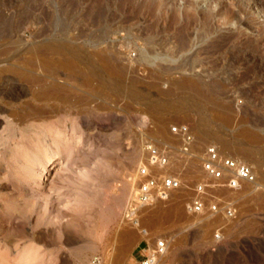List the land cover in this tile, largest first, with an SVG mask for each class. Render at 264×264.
<instances>
[{"label": "rangeland", "instance_id": "obj_1", "mask_svg": "<svg viewBox=\"0 0 264 264\" xmlns=\"http://www.w3.org/2000/svg\"><path fill=\"white\" fill-rule=\"evenodd\" d=\"M56 37L81 59L38 52ZM1 67L0 138L12 121L17 137L0 146V264H85L95 253L126 264L159 237L171 264H264V0H0ZM9 82L23 93L10 96ZM35 111L54 125L35 129ZM178 123L196 138L190 161ZM146 141L168 151L184 186L142 205L136 226L126 211ZM211 142L258 180L220 190V213L191 214L188 186Z\"/></svg>", "mask_w": 264, "mask_h": 264}, {"label": "built area", "instance_id": "obj_2", "mask_svg": "<svg viewBox=\"0 0 264 264\" xmlns=\"http://www.w3.org/2000/svg\"><path fill=\"white\" fill-rule=\"evenodd\" d=\"M172 134L178 138V149L186 161L194 159L196 155V138L186 123H178L171 127ZM147 153V161L142 162L133 174L134 188L127 204V217L133 223L138 221L139 208L151 205L157 200L169 199L175 191L183 188L181 174L171 171L172 159L167 150L146 141L143 145ZM200 169L203 177L188 186L193 192L187 204V211L191 214H218L221 207L218 192L223 189L237 190L244 185L255 182L257 173L247 161L224 151L215 142L207 143L200 152ZM229 216H234L235 207L230 204L225 209ZM146 229V228H145ZM149 235V234H148ZM217 239L220 232H215ZM169 242L166 238H155L152 242L144 239L141 248L140 264H171L166 257ZM85 264H107L103 254L91 255Z\"/></svg>", "mask_w": 264, "mask_h": 264}, {"label": "bare ground", "instance_id": "obj_3", "mask_svg": "<svg viewBox=\"0 0 264 264\" xmlns=\"http://www.w3.org/2000/svg\"><path fill=\"white\" fill-rule=\"evenodd\" d=\"M63 6V5H62ZM66 6V5H65ZM60 8H61V6H59ZM58 7V8H59ZM58 10V9H57ZM60 10H62V8L60 9ZM66 10V9H65ZM69 11V10H68ZM57 12H59V11H57ZM63 12H64V10H63ZM67 12V11H66ZM54 13V12H53ZM100 14V13H99ZM62 15V14H61ZM101 15V14H100ZM53 17H54V15H53ZM55 17H57V16H55ZM54 17V18H55ZM59 17V16H58ZM25 18H27V17H25ZM103 19V18H102ZM13 20V19H12ZM55 20V19H54ZM57 20H58V18H57ZM57 22V21H56ZM59 22V21H58ZM57 22V23H58ZM56 23V24H57ZM63 25V24H62ZM65 26V25H64ZM59 28V27H58ZM4 29V28H3ZM9 29V28H8ZM57 29V28H56ZM62 30V29H61ZM64 30V29H63ZM60 31V30H59ZM59 31H57V32H59ZM42 32V31H41ZM44 33V32H43ZM46 33V32H45ZM44 33V34H45ZM59 34H60V32H59ZM43 35V34H42ZM55 35H58V33H56ZM40 37H42V36H40ZM57 38V37H56ZM59 38H57V39H51V38H47V39H45L42 43H41V45H40V47H39V50H38V52H40L41 54H44V52L45 51H53V53L54 54H56L57 56H59V55H70L71 56V58H72V56H77V57H79L78 55H79V52H77V53H75V52H71V50L73 49V47L71 46L72 45V43L71 42H67V43H61V41L62 40H58ZM261 40H263V38L261 39ZM240 46V45H239ZM72 48V49H71ZM143 55V54H142ZM80 58V57H79ZM79 58H77V60L79 59ZM75 59H76V57H75ZM81 59V58H80ZM69 60V59H68ZM74 60V59H73ZM75 62H77L76 60H74ZM49 65V64H48ZM5 68V67H4ZM84 71V70H83ZM4 72V69L1 67L0 68V77H1V75H2V73ZM55 81V80H54ZM52 82L51 83V86H50V88H52V92H53V90H55V89H59V84H57V83H55V82ZM8 82V81H7ZM16 82V81H15ZM88 83V82H87ZM15 86L16 85H14V83L13 82H9V84L7 85V88H6V92L11 96V95H15V94H21V93H23L22 92V90L21 89H17V88H15ZM16 87H18V86H16ZM5 90V89H4ZM24 91V90H23ZM8 95V96H9ZM48 95V94H47ZM50 95V94H49ZM54 95V94H53ZM9 96V97H10ZM75 97V96H74ZM17 98V97H16ZM49 98V97H48ZM75 100V99H74ZM35 113H36V111H35ZM49 116H50V114H49ZM51 117V116H50ZM13 119V118H12ZM33 120H40L41 122H36L37 124H35V126H36V128L35 129H38V130H42V131H46V130H48L51 126H53L54 124L53 123H51V122H48V115L46 114V113H44L43 111L42 112H39V113H36V114H34V117L32 118ZM17 120V119H16ZM242 120H244V119H242ZM15 122L16 121H12L10 124V126H12V127H10L9 128V130H8V132H7V135L5 136V137H3V138H0V146H3V147H5L6 149H7V147H9L10 148V145L13 143L12 141L13 140H15L16 139V137H17V129H16V124H15ZM32 127H34V126H32ZM29 130V129H28ZM31 130V129H30ZM25 131H26V129H25ZM28 133V132H27ZM1 137V136H0ZM24 137H30V136H27V134H25V133H23L22 134V138H24ZM21 142H23V139L21 140V141H19V144L21 143ZM224 143V142H223ZM226 143H227V141H226ZM224 145V144H223ZM228 146H230L229 145V143L227 144ZM226 145V146H227ZM12 146H14V145H12ZM23 146H24V143H23ZM225 146V147H226ZM227 146V147H228ZM226 147V148H227ZM232 147V146H231ZM231 147H228V148H231ZM233 147H234V145H233ZM232 147V148H233ZM225 148V149H226ZM6 149L5 150H3V151H6ZM11 149V148H10ZM230 150V149H229ZM231 150H233V149H231ZM238 150V149H237ZM234 151V150H233ZM1 152V151H0ZM8 152V151H7ZM13 153V152H12ZM231 154V153H230ZM244 154V153H243ZM246 154V153H245ZM1 155V154H0ZM233 155V154H232ZM234 156V155H233ZM8 157V156H7ZM237 157V156H236ZM5 158H6V156H5ZM240 158V157H239ZM8 159V158H7ZM13 159V158H12ZM19 159V158H18ZM17 159V160H18ZM242 159V158H241ZM3 160V159H2ZM6 160V159H5ZM11 160V159H10ZM42 160H43V164L45 165V164H49V163H52V164H54L55 163V161L56 160H54V161H52V159L49 157V156H45L44 158H42ZM244 160V159H243ZM8 161V160H7ZM5 163V162H4ZM9 163H11V162H9ZM8 163V164H9ZM27 163V162H26ZM1 164V163H0ZM34 164H35V162H33V161H31V162H29V165L31 166V167H33L34 166ZM2 165H4V164H2ZM12 166V165H11ZM15 166V165H14ZM2 167V166H1ZM1 167H0V169H1ZM6 167V166H5ZM10 168V167H9ZM12 168V167H11ZM50 167H48V169H49ZM254 168V171L258 174V172H257V170L255 169V167H253ZM13 170V169H12ZM27 173V172H26ZM30 179V178H29ZM258 180V179H257ZM257 180L255 181V182H257ZM37 181V188H36V195L39 197V198H44L45 196H46V192H44L43 191V189H41L40 188V186H42V185H44V183H45V179L41 176V178L40 179H38V180H36ZM258 184V183H257ZM2 188V187H1ZM138 225V223H136V226ZM140 225V224H139ZM140 232L142 233V234H144V236L145 235H148L149 233H148V230L147 229H140ZM130 234H131V232H130ZM127 235H129V231H123L122 233H121V235H120V237L121 238H124V237H126ZM94 250V249H93ZM81 256V255H80ZM109 260L111 261V262H114L116 259L114 258V256H110L109 255Z\"/></svg>", "mask_w": 264, "mask_h": 264}, {"label": "crops", "instance_id": "obj_4", "mask_svg": "<svg viewBox=\"0 0 264 264\" xmlns=\"http://www.w3.org/2000/svg\"><path fill=\"white\" fill-rule=\"evenodd\" d=\"M141 249L138 250L137 254H133V258L129 259L126 264H140Z\"/></svg>", "mask_w": 264, "mask_h": 264}]
</instances>
